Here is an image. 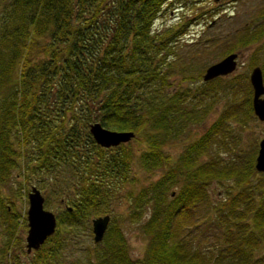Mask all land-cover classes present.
I'll return each mask as SVG.
<instances>
[{"label":"trees","instance_id":"obj_1","mask_svg":"<svg viewBox=\"0 0 264 264\" xmlns=\"http://www.w3.org/2000/svg\"><path fill=\"white\" fill-rule=\"evenodd\" d=\"M179 1L0 0V264H21V254L30 256L27 264H66L71 233L105 214L102 240L72 264H264V176L253 155L241 162L239 153L236 161L216 153L227 111L177 159L162 150L192 113L186 92L170 81L189 22L155 28L164 8ZM226 36L223 55L259 44L264 76V3ZM193 45L194 53L208 51L217 36ZM251 98L241 116L231 113L238 123L253 117ZM94 122L134 132L145 143L138 166L154 171L166 164L164 172L135 184L132 149L99 145L89 130ZM16 170L20 198L33 183L59 197L55 232L30 253L19 236L26 217L3 192ZM213 181L230 184L225 199L211 205ZM123 199L126 209L117 215L114 204ZM123 217L148 238L139 259L130 255ZM214 219L218 231L208 228Z\"/></svg>","mask_w":264,"mask_h":264},{"label":"rangeland","instance_id":"obj_2","mask_svg":"<svg viewBox=\"0 0 264 264\" xmlns=\"http://www.w3.org/2000/svg\"><path fill=\"white\" fill-rule=\"evenodd\" d=\"M264 0H191L188 4L183 1L170 4L164 8V13L155 20V28L163 30L171 25L186 22L189 24L185 26L186 31L179 36V53L183 58L173 68V75L170 76L172 86L180 87L187 94L186 98L189 101L188 106L192 110L191 119L187 121L181 133L174 138H169L163 144L162 150L165 155H168L171 160L177 159L181 154L184 146L191 139L201 136V134L218 118L223 110L227 111L226 120L227 132L223 134V145L219 143L216 153L221 158L227 161H236V154L239 153L241 162H244L245 157L257 155L258 142L264 137V122L253 117L247 119L243 124L238 123L231 113L236 112L239 116L243 114L245 109V99L248 93L252 97V87L249 81V74L253 66H260L262 53H255L256 44L239 50L240 55L237 58V69L232 74L224 77L221 81L209 80L210 83L203 80L208 65L217 62L225 55L221 54L220 45L227 40V34L242 26L251 17L257 15V10L262 6ZM217 10V13L212 14V17L206 13H199ZM198 13V14H197ZM211 35H216L218 45L212 46L208 51L202 49L198 53H194L195 42H205V39ZM264 41V40H263ZM259 45V44H257ZM255 53V54H254ZM261 67V66H260ZM262 69V68H261ZM263 75V71H262ZM264 82V76H263ZM229 87V88H228ZM228 88L227 90H224ZM223 131V130H222ZM132 149V174L136 175L133 182L138 185L146 184L149 180H155L164 172L167 165L157 168L154 171L142 170L138 164L136 157L139 155L142 148H145V143L138 136H133L129 141L125 142ZM227 148H230L229 150ZM217 154H215L217 156ZM219 156V157H220ZM243 156V157H242ZM240 162V163H241ZM260 172V171H258ZM262 173V172H261ZM263 174V173H262ZM264 176V174H263ZM21 177L18 176V171H14L13 176L6 186L3 187V192L6 195L15 199L18 211L22 216L26 217L28 208L27 195L25 198H20L19 193H24V188L19 184ZM229 182L213 181L208 186L209 200L215 203H221L225 199V190L229 187ZM33 185H35L33 183ZM20 186V188H19ZM22 188V189H21ZM28 191L30 185H27ZM43 193L44 198H48L49 203L45 208L55 212L59 211V197L53 193L50 187H39ZM21 190V191H20ZM170 190H178V185L172 187ZM175 191L171 192V197L174 196ZM126 199H123L114 204L113 211L123 213L126 209ZM201 215L208 213L207 208L203 209ZM203 216V217H206ZM124 234L128 241L130 255L134 259H139L143 256L148 238L140 232L138 223L129 222L123 217ZM23 221V220H22ZM21 221V222H22ZM143 220L136 221L141 223ZM217 221L212 220L211 225L208 224L209 230L211 228L218 231ZM28 225L23 221V227L20 229L19 236L23 239L25 245V237L27 235ZM68 235V234H67ZM71 239L68 249L65 251L66 264H72L76 259L85 260L86 248L91 247L95 241L93 240V232L91 222L86 227H80L79 230L71 233ZM2 239V229L0 227V241ZM100 242V241H99ZM264 252L261 249L259 253ZM21 264H27L30 256L20 255Z\"/></svg>","mask_w":264,"mask_h":264},{"label":"water","instance_id":"obj_3","mask_svg":"<svg viewBox=\"0 0 264 264\" xmlns=\"http://www.w3.org/2000/svg\"><path fill=\"white\" fill-rule=\"evenodd\" d=\"M238 52H232L225 55L222 59L214 62L205 70L203 80L209 81L219 76L232 74L237 69ZM249 81L252 87V109L255 116L264 122V82L262 70L259 66H254L249 74ZM89 130L95 141L102 147L116 146L129 141L133 136L132 131H118L103 127L99 122L90 124ZM255 168L264 174V137L259 140L258 151L255 157ZM27 235L26 252L38 249L44 241L51 236L57 226L56 214L44 207V195L35 186L32 185L27 195ZM110 215H100L92 218L93 240L99 242L102 240L108 224Z\"/></svg>","mask_w":264,"mask_h":264}]
</instances>
